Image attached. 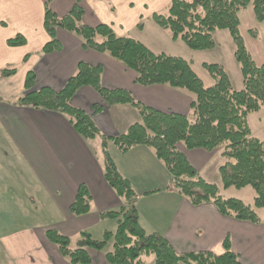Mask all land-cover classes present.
<instances>
[{"label":"crops","instance_id":"1","mask_svg":"<svg viewBox=\"0 0 264 264\" xmlns=\"http://www.w3.org/2000/svg\"><path fill=\"white\" fill-rule=\"evenodd\" d=\"M171 1L83 0L80 3L82 24L88 28L107 25L116 36L130 37L144 46L143 39L147 38V34L152 39L174 43L169 34L152 20V15L165 12ZM45 5L55 16L62 18L71 11L74 1L0 0V208L12 203L18 205L19 211L27 213L31 207H36L38 198H35V194L41 198L48 196V201H55L53 206L59 208L54 210L59 223L39 229L54 228L71 243L72 238L80 240L81 233H87L92 238L88 231L97 228L104 220H112L102 218V214L118 211L125 205V201L114 193L103 178L102 141L103 138L124 134L131 125L141 123V118L132 106H107L92 88L82 87L71 99V106L88 115L98 130L96 137L83 139L63 115L16 104L24 94L26 74H34L35 90L49 88L60 91L76 73L79 63L99 66L102 69L103 88L126 90L138 103L164 113L189 115L193 96L164 85L143 87L135 84L133 71L107 54L84 49L80 38L62 29L55 31L59 49L44 53L43 48L50 41L43 27ZM140 24L141 29H138ZM217 32L213 34L214 42ZM16 36L24 39V45L9 47L7 41ZM188 52L190 56L201 53ZM11 69L16 70L14 75L1 76L2 71ZM210 83H213L211 79ZM95 107H101V110L95 113ZM90 142L100 152L101 162L88 146ZM5 144H11L13 151L17 149L20 152L28 167L32 168L30 174L38 169L43 171V182L33 186L34 195H22L21 187L16 185L14 188L18 193L7 194L5 188L11 175L9 167L12 156L2 148ZM106 144L105 150L117 171L130 182L135 192L134 206L139 223L147 233L164 238L178 254L210 253L220 256L224 253L223 243L227 238L230 251L238 257L240 264H264V208L254 210L259 222L253 224L222 216L210 203L192 206L186 198L171 189L166 169L151 148L135 146L123 153L112 141L108 140ZM177 150L204 181L218 188L222 186L219 168L226 159L222 157L220 149L206 152L186 150L178 145ZM210 172L218 174L219 178L206 179V174ZM18 182L16 180V184ZM80 185L86 187L90 195V211L75 217L69 213V206ZM38 186L40 189H37ZM58 194L62 197L58 198ZM254 196L251 195L252 203ZM248 203L245 204L251 205ZM150 226L151 230H148ZM87 252L90 264H108L105 249H87ZM0 264L70 263L60 255L56 246L45 239L43 232L39 233L34 228H17L0 234Z\"/></svg>","mask_w":264,"mask_h":264},{"label":"trees","instance_id":"2","mask_svg":"<svg viewBox=\"0 0 264 264\" xmlns=\"http://www.w3.org/2000/svg\"><path fill=\"white\" fill-rule=\"evenodd\" d=\"M73 1V8L62 18L55 16L45 5L43 27L50 41L43 48L44 53L59 49L55 31L62 29L80 38L84 49L107 54L133 71L135 84L143 87L164 85L183 90L190 93L193 100L189 115L164 113L145 107L126 90L103 88L101 67L84 63L77 65L76 73L60 91L49 88L35 90L34 74L28 72L24 94L16 104L63 115L83 139L96 137L98 130L88 115L71 106V99L82 87L92 88L107 106H132L141 118V123L131 125L124 134L103 138L102 141L103 178L125 201L118 211L102 214V218L115 221V230L105 232L101 240L81 233L74 249L70 248V240L55 229L45 230V239L56 246L70 264H90L87 249L103 251L108 244L111 245L105 253L108 264H143L145 256H152L154 264H240L238 257L230 251L227 238L223 243L224 253L220 256L210 253L178 254L164 238L147 233L139 223L134 206L135 192L130 182L117 171L105 148L108 140L123 153L135 146L149 147L163 163L171 189L192 206L210 203L222 216L257 224L259 220L254 210L264 208V142L252 136L248 117L264 107V64H256L246 49L239 32V14L251 6L255 19L263 22L264 0H172L164 13L152 15L154 23L166 31L172 41H181L195 52L213 50L216 47L213 34L226 31L233 42L234 59L242 78L239 91L233 90L226 71L219 65H202L213 82L205 87L189 62L155 54L130 37L116 36L107 25L100 24L95 28L84 26L80 7L83 0ZM138 29H141V24ZM24 43L21 36L7 41L9 47L23 46ZM15 72V69L4 70L1 76L9 77ZM100 110L101 107L94 108L95 113ZM178 145L186 150L206 152L220 149L226 159L219 168L222 187L237 190L251 188L255 194L252 206L222 197L219 189L204 181L178 152ZM89 211L90 195L86 187L80 185L69 206V213L79 217Z\"/></svg>","mask_w":264,"mask_h":264},{"label":"rangeland","instance_id":"3","mask_svg":"<svg viewBox=\"0 0 264 264\" xmlns=\"http://www.w3.org/2000/svg\"><path fill=\"white\" fill-rule=\"evenodd\" d=\"M239 32L242 40L251 55L253 61L258 65L264 64V21L258 22L252 11L251 6H248L245 10H242L239 14ZM145 37V36H144ZM153 37L147 34V38H144L145 46L151 50L155 54H165L167 56L181 58L192 64V69L198 78L202 81L205 87L211 86L210 78L207 76L206 72L201 67V64H216L224 68L226 71L228 78L230 80L231 86L233 90L239 91L242 88V78L240 74V69L238 64L234 59V45L229 36V34L225 31L217 32L215 36L216 47L213 50L204 51L195 56H190L186 51L191 53V50L181 42H169L168 40H155ZM188 52V53H189ZM193 52V51H192ZM195 53V52H194ZM259 119L260 121H258ZM248 124L250 126L252 136L260 141L264 142V108L257 113L253 114L248 118ZM0 135L2 133L0 132ZM4 151L12 156L11 166L9 167L10 176L7 178L8 185L6 186L7 194L16 195L18 190L14 188V186L21 187V193L28 195H34L33 186L36 183H41L43 180L41 179V175L43 171L38 169L36 173L30 174L29 170L31 167H28L27 162L23 158V156L18 152L17 149L14 151L11 149L13 147L11 144L2 145ZM88 146L93 150L95 154H97V158L102 160L100 152L97 151V147L94 148L93 143H88ZM5 163H9L6 161ZM35 172V171H34ZM217 179L218 174H214L210 172L206 174V179L212 180ZM16 180H18L19 184H16ZM36 182H35V181ZM221 180V177L219 181ZM2 183V182H1ZM211 184V183H209ZM222 184V183H221ZM214 185V184H213ZM221 186V185H220ZM219 186V192L221 196L223 195L225 198H234L235 200L241 201L242 203L249 202L251 204V195L253 196L254 191L246 187L244 190L240 191L235 188H229L224 191V188ZM161 188V187H159ZM37 189H40L39 186ZM150 190V189H149ZM151 192V191H148ZM150 193L149 195H151ZM58 198H61V194H58ZM36 207H31V211H27V213L22 210L19 211L18 205L15 204H7L4 207L0 208V234L7 233L10 230H14L17 228H34L38 229V232L44 233L46 228L52 227L59 223L56 216H54V210H59L56 208L55 201H48V196H39V194H35ZM244 203V204H245ZM246 205V204H245ZM35 208V209H34ZM25 211V209H23ZM25 213V214H24ZM20 214L24 216L20 217ZM116 228V223L114 220H104L100 223L97 228L88 231L94 240H101L103 238L102 234L104 231L112 232ZM149 227L148 230L150 229ZM54 229V228H52ZM79 239L72 238L70 243V248L74 249L77 245ZM111 249V245L108 244L105 248L106 251ZM143 264H154L152 256H145L142 258Z\"/></svg>","mask_w":264,"mask_h":264}]
</instances>
